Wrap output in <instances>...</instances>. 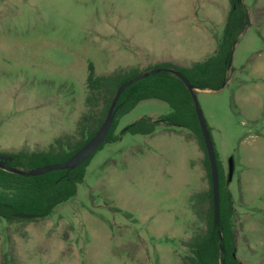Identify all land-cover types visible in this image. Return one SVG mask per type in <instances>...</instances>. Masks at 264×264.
Segmentation results:
<instances>
[{
    "label": "rangeland",
    "instance_id": "obj_1",
    "mask_svg": "<svg viewBox=\"0 0 264 264\" xmlns=\"http://www.w3.org/2000/svg\"><path fill=\"white\" fill-rule=\"evenodd\" d=\"M249 22L229 81L200 90L203 111L237 213V257L264 264V0H242ZM229 0H0V155L47 150L76 135L89 65L98 76L189 67L212 55ZM171 107L140 102L119 120L120 140L96 152L76 196L52 216L0 218V264H183L184 242L206 230L205 153L186 129L122 134Z\"/></svg>",
    "mask_w": 264,
    "mask_h": 264
},
{
    "label": "trees",
    "instance_id": "obj_2",
    "mask_svg": "<svg viewBox=\"0 0 264 264\" xmlns=\"http://www.w3.org/2000/svg\"><path fill=\"white\" fill-rule=\"evenodd\" d=\"M229 3L230 12L226 25L212 55L189 67L179 68L164 63L154 68H169L181 73L195 89L216 91L225 87L229 81L231 55L249 22L248 11L242 0H229ZM141 73L143 72L138 68H130L98 76L94 66L90 64L86 81V111L77 123V134L57 138L47 150L34 152L21 150L3 154L10 160L7 169H0L1 219L8 224L47 219L58 206L76 196L78 185L84 182L87 167L96 153L73 170H56L40 176H31L30 171L65 163L82 149L104 123L117 90ZM152 99L168 103L171 112L158 120L142 117L124 128L122 134L152 135L159 125H165L170 130L186 129L195 136L205 153V167L210 188L205 193L194 195L193 201L196 206L209 203L206 230L183 243L189 251V255L183 258V264H243L237 257L236 210L229 189L230 184L215 150L220 195V224L216 225L211 166L195 103L185 83L175 73L166 71L152 73L124 90L115 109L113 126L106 142L98 151L106 144L120 140L115 132L123 116L131 112L140 102ZM220 233L223 239L220 238ZM2 263L17 264L16 257L13 253H6Z\"/></svg>",
    "mask_w": 264,
    "mask_h": 264
},
{
    "label": "water",
    "instance_id": "obj_3",
    "mask_svg": "<svg viewBox=\"0 0 264 264\" xmlns=\"http://www.w3.org/2000/svg\"><path fill=\"white\" fill-rule=\"evenodd\" d=\"M233 55L234 51L231 55V59L229 62V67L232 66L233 61ZM171 72L175 73L186 85L187 89L190 91L193 101L195 103V109L197 113V117L199 120V124L201 127V131L204 137L207 154L211 166V179H212V186H213V200H214V213H215V224H220V195H219V173H218V167L216 163V155H215V149L213 145V141L211 138V134L208 129V125L206 123V119L204 117L203 111L200 107L198 98H197V92L200 91L199 89H195L189 80L182 75L181 73L169 69V68H154L148 71H145L141 73L139 76L132 78L128 82L121 85V87L117 90L116 95L112 101V104L108 110L106 119L104 123L102 124L101 128L98 130V132L95 134V136L87 142V144L80 149L75 155H73L68 161L62 164H55L50 166H44L40 168H35L30 171L31 176H40L48 172L56 171V170H73L83 164L87 159H89L92 155H94L98 149L106 142L108 134L113 126L114 118H115V109L118 103V100L121 96V94L124 92V90L134 84L135 82H138L142 80L143 78L149 76L152 73L156 72ZM10 160L9 157L5 155H0V169H7V163ZM232 177V166L230 167V173H229V182L231 181ZM220 238L223 239L222 234L220 233Z\"/></svg>",
    "mask_w": 264,
    "mask_h": 264
},
{
    "label": "crops",
    "instance_id": "obj_4",
    "mask_svg": "<svg viewBox=\"0 0 264 264\" xmlns=\"http://www.w3.org/2000/svg\"><path fill=\"white\" fill-rule=\"evenodd\" d=\"M236 220H237V213L235 215V223H236ZM235 236H236V231H235ZM236 243H237V241H236Z\"/></svg>",
    "mask_w": 264,
    "mask_h": 264
}]
</instances>
